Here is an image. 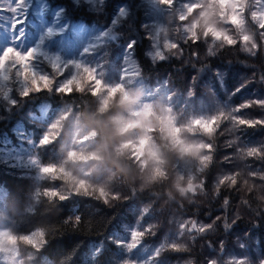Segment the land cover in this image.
Listing matches in <instances>:
<instances>
[{
    "label": "trees",
    "instance_id": "1",
    "mask_svg": "<svg viewBox=\"0 0 264 264\" xmlns=\"http://www.w3.org/2000/svg\"><path fill=\"white\" fill-rule=\"evenodd\" d=\"M47 1L52 9L46 12V19L54 9L62 10L70 21L68 33L70 26L76 25L119 34L117 43H104L88 60L93 65V59L103 60L98 58L109 50L107 57L104 55L105 68L109 69L104 79L120 83V91L108 94L102 86L93 96V85L85 78V91H76L71 97L53 90L25 98L16 83L9 99L0 94V142L6 136L19 143L16 128L22 126L32 134L40 160L51 164L68 149H74L73 130L80 133L86 127V131L96 133L90 150L101 160L99 174L92 178L91 185L103 186L120 198L108 197L106 204L98 192L94 196L72 194L67 200L55 202L43 193L35 197L39 186L44 190L60 182L39 183L29 168L0 156V230L18 235L22 263L84 264V256L91 249L101 253L96 264L131 263L154 254V246L171 233L176 236L172 244L184 245L188 250L177 252L167 244L156 255V264H264V182L246 174L247 170L264 174V161L240 160L236 156L242 149L264 147V127L232 130L234 125L224 121L208 136L192 123L194 118L230 114L264 120V108L259 106L234 112L248 103L264 101V43L259 51L245 52L240 45L217 47L215 42H181L179 54L166 51L167 58L161 61L150 55L155 13L147 0ZM120 9H126V16L115 24ZM176 18L173 13L174 20L167 18L166 25L169 35L179 41L185 32L178 27ZM220 25L223 26L221 22ZM199 32L204 34V28ZM257 41L260 42L259 35ZM129 43L135 44L129 56L139 69L134 83L122 79L126 72L124 48ZM41 65L44 74L54 75L58 81L63 79L45 61ZM132 99L151 104L154 115L163 122L167 115L171 116L173 133L163 135L160 129L144 131L138 126L122 129L119 118L128 113ZM43 104L49 105L48 117L43 121L33 118V114L41 113ZM65 113L61 139L41 147L49 121ZM148 137L160 160L159 164L149 160L142 167L134 145ZM208 143L214 145L211 152L205 147ZM208 155L212 160L201 172V161ZM187 165L190 171L184 169ZM242 169L236 186L225 183L217 191L221 176ZM245 179L248 182L244 184ZM77 217L79 225L75 223ZM182 221L189 223L183 236L179 234ZM192 221L196 229L191 228ZM207 225L213 227L205 233L198 231ZM147 227H153V233L142 238L147 247L142 248L140 242L130 249L133 233ZM37 228L44 229L46 241L39 248L25 244L20 237ZM102 241L106 246L101 252L98 248ZM144 250L145 254H140Z\"/></svg>",
    "mask_w": 264,
    "mask_h": 264
},
{
    "label": "rangeland",
    "instance_id": "2",
    "mask_svg": "<svg viewBox=\"0 0 264 264\" xmlns=\"http://www.w3.org/2000/svg\"><path fill=\"white\" fill-rule=\"evenodd\" d=\"M75 1L81 2V0ZM82 1L98 3L99 0ZM147 1L155 13L153 47L150 52L154 55L157 50L154 46L156 35H158L162 41H167L168 39L175 41L168 33L166 19L168 18V21H173V13L175 16L182 14L184 12L183 6L185 4L194 3L195 0H176L175 10L158 4L156 0ZM243 3L244 0H199V6L202 11L198 17H193L190 24L185 27L192 33H195L200 28H204L205 31L213 34L217 26H219L221 29L220 36H222L224 30L223 26L220 25V14L222 12L226 14L235 13L237 6ZM8 7L17 8V0H0V8L6 9ZM252 7L254 10L260 11L261 8L264 7V0H253ZM50 9L52 8L47 0H24V6L19 8L18 11H0V54H2V51L6 47H15L20 51H31L33 48H36L38 50V55L34 62V68L41 74H44L41 65L42 61H45L46 64L50 66H52L53 61H58L63 68L67 69H61L63 72H67L66 77L75 75L77 71L75 65L80 64L94 69L98 77L103 80L106 88L118 87L120 83L105 82L104 79V73L109 70L105 68L104 55L107 57L109 50H106L105 53L98 58V60L104 58L103 60L97 61L93 59V65L89 62L88 58H90L89 55L97 51L98 47L104 43H117L116 39L119 34L104 29L99 30L97 28L76 25L70 26V33H68L70 21L67 22L68 19L65 18L63 11L54 9L55 11L52 13V16L48 17L47 20L45 15ZM121 13H123V15ZM123 16H126V9H120L113 23L116 24V22H119ZM16 17H19L22 23L20 27L13 30V22ZM182 30L185 32L184 28H182ZM220 36L217 38H220ZM128 45L124 48L127 53L124 54L126 57V71L129 73H139L135 59L129 56L131 50H129ZM164 51L166 52L167 50ZM69 66L70 68H68ZM136 77L137 76L130 75L127 81L134 83L136 82ZM16 83L21 89V84L16 80L10 83L0 82V94L3 93L4 99H9L11 97L12 89L16 86ZM4 92L7 93V95H5ZM114 92L115 91L107 93L112 94ZM48 111L49 105L43 104L41 113L33 114L32 117L43 121L48 117ZM60 118L61 117L58 116L54 120L49 121V125L47 126L48 129ZM196 119L209 118L201 117ZM196 119L194 118V120ZM119 122L122 129L138 126L144 131L148 129H160L163 135L173 133V121L171 116L167 115V119L163 122L162 118L154 115V109L151 104L140 103L135 99H132V104L130 105L128 113L120 116ZM16 133L20 139L19 143H15L12 138L6 136L2 137L0 142V156L13 164L29 168L32 172L31 174L34 175L39 183L50 180V177L53 175L52 173L42 174L41 172L42 165H46V163L40 160L35 151V142L32 134L26 132L22 126L16 128ZM78 135H81V137L76 138ZM95 136L96 133L94 131H86V127H84L83 131H80V133H78V129L76 128L73 130L72 143L74 149H68L55 163H51L64 165L66 172L60 174L64 182L44 190L39 186L35 197L41 193L45 194L47 189L54 187L61 188L62 192L66 194L74 187H78L77 181H83L91 185L92 178L99 174L98 168L101 162L95 153L93 152L92 154L90 150V147L95 142ZM169 136L172 137L173 135ZM83 140H87L88 143H83ZM134 148L137 156L141 160L142 167L145 166L149 160H154V162L159 164L160 157L149 142V137L141 139L134 145ZM186 148L188 149L187 146ZM100 149L102 148L100 147ZM192 149L198 154V149L196 147ZM70 153H74V155L70 157ZM184 169L190 171L188 165ZM109 197H111V194ZM0 212H3V209H0ZM41 233L43 236L39 235ZM171 235V233L167 234L164 240H161L162 242L155 246L153 245L154 254L148 255L143 260L134 259L131 263L125 262L124 264H156L154 261L157 255L156 253H160L162 247L167 244L171 245L175 242L176 236ZM10 236H14L16 239L18 237V235L10 233L9 231L0 230V264H23L17 242L11 243L9 241ZM25 236L33 237V244L35 245H41L45 242V232L43 228H37L31 233L20 235L21 238ZM99 244L100 246L98 249H101L102 252L106 246V242L102 241ZM146 247L147 244L144 243L143 240L142 248ZM140 254H145V250ZM100 255V252L98 253L94 251V249H91L90 252L86 253L84 256V264H96V260Z\"/></svg>",
    "mask_w": 264,
    "mask_h": 264
},
{
    "label": "snow or ice",
    "instance_id": "3",
    "mask_svg": "<svg viewBox=\"0 0 264 264\" xmlns=\"http://www.w3.org/2000/svg\"><path fill=\"white\" fill-rule=\"evenodd\" d=\"M156 2L162 6L169 7L175 10L176 0H156ZM253 0H244L242 5H238L235 13L226 14L222 12L220 14L221 24H223V35L220 36L221 29L217 26L215 32L213 34H208L205 31L204 34H201L199 30L195 33L189 32L185 26L189 25L192 17H198L200 12L202 11L199 6V0H195L194 3L185 4L184 12L177 16L176 21L178 23V27L185 29V35L179 41H173L168 39L167 41H162L158 35L155 36V44L156 51L153 55V59L156 60H165L166 54L164 50L168 52H173V54H179L181 51V42L187 44H199L202 41L208 42L209 45L215 42L217 47L232 46L235 47L237 45L241 46V50L245 52H252L253 50L259 51L261 43H264V7L261 8L260 11H256L252 7ZM24 6V0H17V8L8 7L6 9H0V11H18L19 8ZM123 15V13H121ZM22 20L19 17H16L13 22V30L20 26ZM260 37V42L257 41V36ZM220 36L219 39L217 37ZM149 39H153V37H149ZM135 47L134 43H130L128 45L129 50ZM213 49L209 46V53H212ZM38 50L33 48L31 51H20L15 47H6L2 54H0V82L10 83L13 80L18 81L21 84L22 91L21 95L23 97H28L32 93L38 92H51L55 90L60 94H65L68 97H71L74 92H84L85 88L82 86L83 79H87L93 85L91 88V95L96 96L98 90H101L102 86H104V82L100 79L96 73V71L92 68H89L84 65L77 64L75 65L77 71L75 75L64 76V72L61 69L63 68L58 61L52 62V69L55 73L63 77L62 80H57L54 75H46L41 74L34 68V62L37 59ZM150 55H152L150 53ZM198 55V54H197ZM67 70V69H66ZM138 76V72H125L122 79L127 80L129 76ZM107 92H118L120 91L119 87L116 88H106ZM7 95V93H5ZM15 103V102H13ZM253 106H259L264 108V101H256L254 103H248L243 105L241 108L234 109V112L242 111L243 108H251ZM67 118V113L64 114L56 123L52 124L49 127L48 132L44 135L42 140L40 141V146H46L52 143H55L57 140L62 137V128L61 123L62 120ZM234 118V119H233ZM228 122L234 125L232 130H235L236 127H264V120L261 119H245L241 117L230 115H218L215 118L210 119H196L193 121V125L197 128V130L202 129L203 133L211 136L213 135L220 125L221 122ZM83 143H88L87 140H83ZM230 147L232 144L229 145ZM208 152H211L214 148L212 143H208L205 146ZM138 151V150H137ZM74 153H70L71 157ZM237 158L240 160H246L248 158H258L261 161H264V147H250L247 149L239 150L236 154ZM231 155L228 156V162L231 161ZM212 160V156L208 155L201 161V172L204 171V168L207 167L208 162ZM247 169V167L245 168ZM243 169L240 171H235L231 174H225L221 176L217 180V191H219V186L224 185L225 183L230 184L231 186H236L238 182V178L241 177ZM41 172L43 173H52L53 175L50 177V181L52 183L60 182L62 184L64 182L63 177L60 175L61 173H65L66 169L63 164H46L42 165ZM247 176L258 178L261 182H264V174L259 172H246ZM163 176V173H160ZM244 184L248 182L245 179ZM78 187H74L70 192L63 193L61 188H51L46 190V197L50 198L52 202L57 200L64 201L69 199L71 194L75 195H90L94 196L97 192L99 193V197L103 198L104 203H108V197L111 194L112 199H119V195L104 188L103 186H95L86 184L83 181H77ZM203 187L202 184L199 185ZM225 204H227V200H225ZM148 210L145 209V212ZM75 223L77 225L80 224L79 217L76 218ZM191 228L196 229V223L194 221L190 222ZM180 235L183 236L186 233V230L189 229V223L180 222ZM213 225L201 226L198 228L200 233H205L209 231ZM225 227H228L225 224ZM153 233V227H147L143 232L137 231L133 233L132 243L129 245V248H135L146 236V234ZM43 236V234H39ZM25 244H33L34 238L31 236H25L22 238ZM9 241L11 243H16V237L10 236ZM46 243V241H45ZM171 250L177 252L187 251V247L181 244H171L169 246ZM36 248H39V245H36ZM159 252H157V256ZM189 264L191 262L189 261ZM210 264H216L215 261H210ZM230 264H234V262H230ZM239 264H244L243 261H240Z\"/></svg>",
    "mask_w": 264,
    "mask_h": 264
}]
</instances>
